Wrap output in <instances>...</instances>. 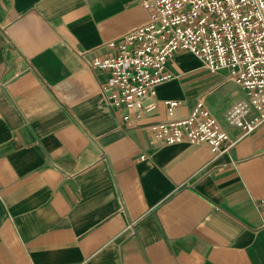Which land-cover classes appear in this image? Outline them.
Returning <instances> with one entry per match:
<instances>
[{
	"label": "crops",
	"instance_id": "obj_1",
	"mask_svg": "<svg viewBox=\"0 0 264 264\" xmlns=\"http://www.w3.org/2000/svg\"><path fill=\"white\" fill-rule=\"evenodd\" d=\"M143 1L0 0V264H264V123L230 122L242 88L182 52L155 110L130 126L106 103L90 64ZM167 101L177 120L202 102L235 143L153 144Z\"/></svg>",
	"mask_w": 264,
	"mask_h": 264
},
{
	"label": "built area",
	"instance_id": "obj_2",
	"mask_svg": "<svg viewBox=\"0 0 264 264\" xmlns=\"http://www.w3.org/2000/svg\"><path fill=\"white\" fill-rule=\"evenodd\" d=\"M146 24L108 43L112 53L90 66L108 73L101 87L108 107L132 125L157 107L156 89L176 79L168 61L194 55L213 75L226 72L246 93L248 107L235 106L230 122L248 135L264 123V0H144ZM180 102L167 101L172 117L150 125L156 145L188 142L217 155L235 143L198 102L191 115L174 119ZM251 113V115H250ZM264 208V200L258 203ZM133 231V226L130 228Z\"/></svg>",
	"mask_w": 264,
	"mask_h": 264
}]
</instances>
